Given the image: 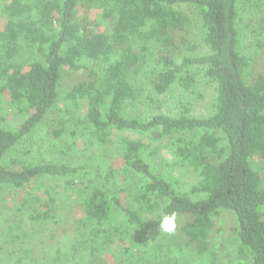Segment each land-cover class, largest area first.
Returning a JSON list of instances; mask_svg holds the SVG:
<instances>
[{
  "label": "trees",
  "instance_id": "obj_1",
  "mask_svg": "<svg viewBox=\"0 0 264 264\" xmlns=\"http://www.w3.org/2000/svg\"><path fill=\"white\" fill-rule=\"evenodd\" d=\"M201 83L210 103L196 114ZM46 121L59 143L36 147ZM67 139L114 151L94 168L71 164ZM43 176L79 192L69 250L89 256L70 264H96L115 235L166 250L159 224L173 213L188 216L182 237L203 254L220 209L237 222L242 264H264V0H0V188L31 223L53 216V196L30 190Z\"/></svg>",
  "mask_w": 264,
  "mask_h": 264
},
{
  "label": "rangeland",
  "instance_id": "obj_2",
  "mask_svg": "<svg viewBox=\"0 0 264 264\" xmlns=\"http://www.w3.org/2000/svg\"><path fill=\"white\" fill-rule=\"evenodd\" d=\"M190 30L194 32L195 43L198 45V51H204L201 38L197 32V28L194 23L190 26ZM203 93L204 97L202 101L193 99L194 112L196 114H203L206 112V106L208 105L211 88L204 84L195 86L194 91ZM79 115H83L86 109V101L80 102ZM21 121L11 120L6 123L7 128H16ZM50 127L48 122L41 123L37 130H34L31 135L34 138L35 145L38 147L45 142L46 145H57L59 141L50 139L46 134ZM120 134H125L127 137H137V134L127 131L126 133H120L113 131L111 133L112 138L117 137ZM27 136L24 138V140ZM65 158L67 162L76 164L78 161L89 163L91 168L100 164L103 154H107L110 148L103 149L96 146L85 148L81 140H64L63 142ZM44 149H42L43 151ZM114 151V149H113ZM44 152V151H43ZM19 153L15 156L19 157ZM114 154L111 153V161L114 164ZM9 154L4 158H8ZM39 155L32 153L26 155L25 158L31 161H38ZM169 159V153L163 149L160 151L159 157L156 158V162L161 159ZM7 161V160H6ZM97 163V164H96ZM160 163V162H159ZM173 175L176 172H172ZM116 179L120 182L119 176ZM188 182L193 183V179L187 178ZM10 187L0 188V264H62L73 263L80 261V258L86 261L89 256H82L79 252L71 255L69 250V233L71 232L75 222L82 218V213L77 202L74 199L79 198V192L70 190L68 187H63L60 180L53 177H40L34 182L33 189L31 191L37 192L40 197L47 198L45 192L48 191L53 196L54 201H51V208L53 209V216L47 218V221L30 222L29 216L32 214L30 209H22L16 206L17 198L14 191ZM136 191L135 186H131L128 193L131 195ZM126 194L123 192L121 195ZM73 201V202H72ZM29 208V207H28ZM154 211V210H153ZM188 216L180 215L175 218L176 229L173 234H167L162 232L159 237V242L166 243L167 249L164 250V245H159L156 249L151 242L137 241L136 238L130 239L126 236L119 238L115 235L112 242L109 245V250L103 253L101 256H95L89 258L95 259L96 264H115L117 259L123 261L125 258H133L139 263L146 264H159L161 256L167 254V264H242L243 258L240 255V249L236 241L235 229L237 222L233 214L227 210L220 209L216 215L213 216V229L210 234V246L208 250L201 254L198 253L195 248L190 245H186L180 228L186 222ZM41 223V224H40ZM82 229V227H80ZM124 228L121 232H124ZM130 233V232H129ZM12 235H16L15 241H10ZM66 238V239H65ZM122 239V240H121ZM124 240V241H123ZM133 242V243H132ZM130 243L134 246L126 253L125 248ZM186 245V246H185ZM30 249L27 253L26 250ZM172 249V251H171ZM127 254H130L127 255ZM125 255V258H124ZM127 255V256H126ZM139 258V259H138Z\"/></svg>",
  "mask_w": 264,
  "mask_h": 264
},
{
  "label": "clouds",
  "instance_id": "obj_3",
  "mask_svg": "<svg viewBox=\"0 0 264 264\" xmlns=\"http://www.w3.org/2000/svg\"><path fill=\"white\" fill-rule=\"evenodd\" d=\"M175 229V213L171 215H164L160 221L159 230L167 234H173L175 232Z\"/></svg>",
  "mask_w": 264,
  "mask_h": 264
}]
</instances>
